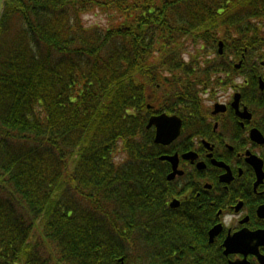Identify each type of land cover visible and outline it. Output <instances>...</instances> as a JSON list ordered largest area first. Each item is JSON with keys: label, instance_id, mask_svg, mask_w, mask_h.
<instances>
[{"label": "trees", "instance_id": "trees-1", "mask_svg": "<svg viewBox=\"0 0 264 264\" xmlns=\"http://www.w3.org/2000/svg\"><path fill=\"white\" fill-rule=\"evenodd\" d=\"M263 58L264 0H1L0 264H219L148 118Z\"/></svg>", "mask_w": 264, "mask_h": 264}, {"label": "flooded vegetation", "instance_id": "flooded-vegetation-1", "mask_svg": "<svg viewBox=\"0 0 264 264\" xmlns=\"http://www.w3.org/2000/svg\"><path fill=\"white\" fill-rule=\"evenodd\" d=\"M263 59L255 60L257 72L249 67L238 74L242 82L228 80L222 90H210L196 111L185 117L166 112L181 117V133L169 144L156 143L163 148L158 158L165 167L167 205L173 211L197 212L219 264H264ZM238 63L240 68L243 60ZM175 155L176 168L161 159ZM227 212L235 219L225 225ZM199 253L205 255L204 243Z\"/></svg>", "mask_w": 264, "mask_h": 264}, {"label": "water", "instance_id": "water-1", "mask_svg": "<svg viewBox=\"0 0 264 264\" xmlns=\"http://www.w3.org/2000/svg\"><path fill=\"white\" fill-rule=\"evenodd\" d=\"M0 12H1V0H0ZM219 52H223V41L219 42ZM241 63H238L239 67ZM263 85V82H262ZM263 87V86H261ZM240 98V94L238 93L235 97L234 105H238V100ZM242 115H244L242 113ZM155 126V143L159 144H169L173 140H175L181 133L182 129V119L178 115H169L164 112L158 115H152L148 121L147 127L150 128ZM161 159H168L174 163V168L177 167V159L175 156H162ZM176 171L174 170L172 174L169 176L170 178L175 175ZM214 230L211 234V240L213 238Z\"/></svg>", "mask_w": 264, "mask_h": 264}, {"label": "rangeland", "instance_id": "rangeland-1", "mask_svg": "<svg viewBox=\"0 0 264 264\" xmlns=\"http://www.w3.org/2000/svg\"><path fill=\"white\" fill-rule=\"evenodd\" d=\"M83 19L87 25H103V26H105L108 23L107 15L100 12V11H92V13L87 16V18L83 17ZM223 76H225V75H223ZM240 76L241 75H238L237 78L234 80L236 83L240 82L242 80V76L241 77ZM223 86L222 85H220V86L215 85L216 88L215 87L214 88L216 90H218V89L222 90ZM208 92H209V90L205 92V94H204L205 98H207V96L209 95Z\"/></svg>", "mask_w": 264, "mask_h": 264}, {"label": "clouds", "instance_id": "clouds-1", "mask_svg": "<svg viewBox=\"0 0 264 264\" xmlns=\"http://www.w3.org/2000/svg\"><path fill=\"white\" fill-rule=\"evenodd\" d=\"M92 11H95V10L90 9L88 11H83V12H81V15L83 17L87 18V16L90 15L92 13ZM184 58H185V60H187L189 57L187 54H185ZM241 82H242V80H241ZM205 102L208 104L212 103V101H205ZM234 219H235V214L231 213V212H227L225 214V216L223 217V221H224L225 225L230 224L231 222H233Z\"/></svg>", "mask_w": 264, "mask_h": 264}, {"label": "bare ground", "instance_id": "bare-ground-1", "mask_svg": "<svg viewBox=\"0 0 264 264\" xmlns=\"http://www.w3.org/2000/svg\"><path fill=\"white\" fill-rule=\"evenodd\" d=\"M222 53H223V52H222ZM235 67H236V68H239L238 66H235ZM151 116H152V115L149 116L148 121H149V119L151 118ZM147 124H148V123H147ZM152 127H153V126H152ZM150 128H151V127H150ZM159 156H160V155H159ZM159 156H158V157H159ZM159 158H160V157H159Z\"/></svg>", "mask_w": 264, "mask_h": 264}]
</instances>
